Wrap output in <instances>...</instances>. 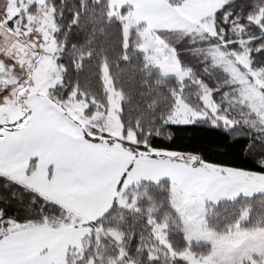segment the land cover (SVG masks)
<instances>
[{
  "label": "snow or ice",
  "instance_id": "6c2138e0",
  "mask_svg": "<svg viewBox=\"0 0 264 264\" xmlns=\"http://www.w3.org/2000/svg\"><path fill=\"white\" fill-rule=\"evenodd\" d=\"M0 264H264V0H0Z\"/></svg>",
  "mask_w": 264,
  "mask_h": 264
}]
</instances>
